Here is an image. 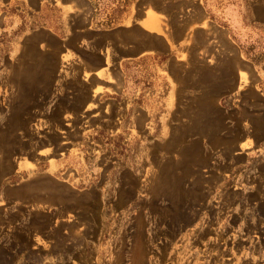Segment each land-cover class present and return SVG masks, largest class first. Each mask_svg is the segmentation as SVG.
I'll use <instances>...</instances> for the list:
<instances>
[{
	"label": "rangeland",
	"instance_id": "obj_1",
	"mask_svg": "<svg viewBox=\"0 0 264 264\" xmlns=\"http://www.w3.org/2000/svg\"><path fill=\"white\" fill-rule=\"evenodd\" d=\"M166 4L211 22L99 97L24 15L0 34V264H264V0Z\"/></svg>",
	"mask_w": 264,
	"mask_h": 264
},
{
	"label": "crops",
	"instance_id": "obj_2",
	"mask_svg": "<svg viewBox=\"0 0 264 264\" xmlns=\"http://www.w3.org/2000/svg\"><path fill=\"white\" fill-rule=\"evenodd\" d=\"M169 1L180 0H0V34L19 27L24 15L30 33L43 31L58 41L63 64L80 65L89 74L99 97L105 92L95 87L121 81L122 65L141 62L153 70L165 67L167 54L180 60L177 53L190 30L211 22L201 5L197 19L185 28L176 25ZM152 79L162 80L159 75Z\"/></svg>",
	"mask_w": 264,
	"mask_h": 264
}]
</instances>
